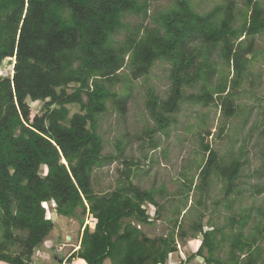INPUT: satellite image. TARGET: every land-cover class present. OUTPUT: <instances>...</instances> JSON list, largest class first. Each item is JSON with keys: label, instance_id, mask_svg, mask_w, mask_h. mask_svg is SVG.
Returning a JSON list of instances; mask_svg holds the SVG:
<instances>
[{"label": "trees", "instance_id": "obj_1", "mask_svg": "<svg viewBox=\"0 0 264 264\" xmlns=\"http://www.w3.org/2000/svg\"><path fill=\"white\" fill-rule=\"evenodd\" d=\"M159 1L0 0V264H36V251L55 228L47 204L81 224L79 248L65 256L69 264H168L178 253V238L198 242L181 264L197 258L205 264H264L259 245L264 223L256 222L246 234L249 211L241 220L231 215L219 225L212 219L204 223L199 210L195 221L183 224L192 208L187 207L190 193H207L213 174L223 181L226 208L234 207L229 198L240 180L241 155L226 164L203 138L208 157L200 183L182 172L183 190L171 194L165 186L145 189L133 183L143 160L126 153L127 140L116 142V154H105L99 118L109 112L110 102L127 115L130 96L114 90L126 77L125 68L138 80L159 62L171 65L170 94L163 99L150 91L146 106L155 125L139 137H148L153 148L159 144L155 134H168L185 101L217 104L226 119L240 111L236 99L258 57L257 37L264 34L262 1L243 0L241 6L224 0L202 14L192 0H174L168 9L150 14ZM131 16L150 19L154 27L129 28ZM123 30L126 39L117 42ZM8 64L13 70L5 75ZM255 81L250 80L253 86ZM195 88L200 92L189 96ZM72 107L79 111L72 115ZM116 162L123 169L115 187L97 192L96 171ZM170 196L179 198L170 209L171 231L150 237L142 227L165 218ZM88 214L94 228L86 224ZM65 257L55 255L61 261Z\"/></svg>", "mask_w": 264, "mask_h": 264}, {"label": "rangeland", "instance_id": "obj_2", "mask_svg": "<svg viewBox=\"0 0 264 264\" xmlns=\"http://www.w3.org/2000/svg\"><path fill=\"white\" fill-rule=\"evenodd\" d=\"M192 1L197 12L204 14L224 0ZM237 1L243 6V0ZM261 1L264 5V0ZM173 3L174 0L153 2L150 14L158 10H166ZM127 21L129 28L141 24L154 27L150 19L144 20L143 17L131 16L127 18ZM125 39L126 30L116 35L117 42H122ZM256 49L259 53L256 60L250 63L249 81L236 99L240 111L233 118L226 119L217 104L205 106L185 101L182 103L180 111L175 115L168 134L160 132L155 134L156 141L159 143L157 148L151 147L148 137H145L148 142L140 139L139 137L144 134L147 128L155 125L146 106L150 91H155L163 99H166L170 94L171 65L166 62L157 63L149 76L138 80L132 78L129 68H125L123 72L126 77L117 84L114 90L121 96H130L127 115H121L110 102L109 112L99 118L100 134L105 140V154H116V142L120 139L127 140L126 153L136 161L143 160L141 168L134 176L133 183L145 189L165 186L169 193L176 194L183 190L182 172H185L188 178L194 177V183L199 184L200 170L208 157L202 147L203 138L206 143L216 149L219 159L226 164L233 157L241 155L243 169L240 180L235 193L229 198L234 207L226 208L227 201L223 191V181L213 174L207 193L198 189H194L190 193L187 207L192 208L184 217L183 224L186 227L195 221L199 210L205 214L204 223L212 219V223L219 225L225 224L226 218L231 215L236 220H241L249 211L251 218L244 229L246 234L253 231L256 222L264 223V34L257 37ZM222 69L226 73L231 70L229 67H222ZM12 70L13 65L8 64L4 66L2 73L10 75ZM232 76L233 72L231 71L230 77L232 78ZM250 80H257L254 82L255 86ZM198 92H200V88L189 89L187 94L190 96ZM42 104L41 102L34 104L35 113L39 112ZM77 111H79L78 107H72L71 114L73 115ZM257 123L260 124L259 128H254ZM221 130L223 131L221 132ZM207 132H211L212 135L208 137ZM233 154L234 156H231ZM119 168L123 169V166L120 162H116L97 170L94 176L95 190L105 193L113 189L119 176ZM178 199L175 196H170L169 200L165 201L166 208L168 207L164 211L165 218L152 226L142 227L150 237L166 235L171 231L170 219L173 217V213L170 209L172 208L173 211ZM200 200H203V206L199 204ZM46 206L49 207L50 217L55 223V228L44 245L36 251L33 261L36 264H61L55 259V255L63 258L73 247L79 245L82 234L81 224L77 219L58 215L51 204ZM149 211L154 212V209L149 206ZM259 212L262 213V216L259 215ZM85 221L86 224H90L94 228L95 221L91 215L88 214ZM238 230L237 228L236 231ZM196 244L198 245L197 241H183L178 238V253L170 259L168 264H181L193 253V247ZM259 245L264 247V240ZM228 250L227 244L223 247L221 256L226 257ZM205 263L203 258H197L190 264Z\"/></svg>", "mask_w": 264, "mask_h": 264}, {"label": "crops", "instance_id": "obj_3", "mask_svg": "<svg viewBox=\"0 0 264 264\" xmlns=\"http://www.w3.org/2000/svg\"><path fill=\"white\" fill-rule=\"evenodd\" d=\"M73 248H79V245L78 246H75V247H73ZM71 252V251H70ZM57 261H59L61 264H69L68 262H66V258H65V260L64 261H61V260H59V259H56ZM72 264H82L80 261H75L74 263H72ZM106 264H110L109 262H106Z\"/></svg>", "mask_w": 264, "mask_h": 264}]
</instances>
